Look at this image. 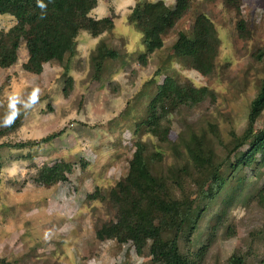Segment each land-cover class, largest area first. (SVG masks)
Wrapping results in <instances>:
<instances>
[{
  "label": "rangeland",
  "instance_id": "rangeland-1",
  "mask_svg": "<svg viewBox=\"0 0 264 264\" xmlns=\"http://www.w3.org/2000/svg\"><path fill=\"white\" fill-rule=\"evenodd\" d=\"M137 1L98 0L90 16L112 17L114 29L101 38L80 31L66 74L57 64H46L39 75L26 73L24 44L17 62L0 69V145L31 143L22 149L0 148V258L10 264H160L147 249L137 254L131 242L98 241L95 229L109 216L88 196L125 177L136 141L149 152L164 153L156 169L168 178L170 170L186 163L182 146L193 135L205 139L218 163L246 129L249 105L264 82V0H193L176 30L164 38L163 48L146 57L145 64L139 59L145 53L141 34L127 22ZM162 1L173 5L175 0ZM201 15L209 18L220 41L214 71L207 77L192 70L174 46L176 33L192 34ZM240 20L248 32L244 38L236 34ZM13 23L9 15H0V31L7 32ZM100 41L119 58L105 61L95 75L90 51ZM165 77L206 88L212 96L177 113L174 99L164 98L158 112L173 114L170 122L162 121L168 140L160 142L137 125ZM15 121L13 130H4ZM263 128L264 111L254 125L256 132ZM56 162L72 165L67 181L36 185L38 170ZM193 176L184 183L192 200ZM239 176L241 182L233 180L208 204L197 229L178 238L180 252L194 264H226L236 253L245 264H264V163L243 168ZM234 185L232 202L224 205Z\"/></svg>",
  "mask_w": 264,
  "mask_h": 264
},
{
  "label": "trees",
  "instance_id": "trees-1",
  "mask_svg": "<svg viewBox=\"0 0 264 264\" xmlns=\"http://www.w3.org/2000/svg\"><path fill=\"white\" fill-rule=\"evenodd\" d=\"M192 2L175 0L173 5H169L162 0H138L135 3L127 15V22L141 34L145 53L139 59L143 64L146 57L163 48L164 38L176 30L191 10ZM97 4L98 0H0V15H9L14 22L7 32L0 31V69L9 68L17 62L18 50L24 44L27 61L22 68L26 73L39 75L46 64H57L63 66L66 74V63L76 54V38L80 31L98 38L114 29L112 17L94 19L90 16ZM197 18L198 24L192 34L176 33L174 46L180 56L190 60L192 70L207 77L214 71L220 41L209 18L206 15ZM235 29L239 38L248 33L242 20L236 23ZM102 42L90 51L95 75H100L105 61L119 58L118 52ZM67 78L70 85L72 79ZM156 89L155 97L147 107V116L137 127L158 137L160 142L168 140V130L161 126L162 121L167 119L170 122L169 115L173 114L172 110L158 112L164 98L171 96L174 99L173 110L177 113L183 108H194L212 96L206 88H195L173 77H165ZM263 111L264 82L249 105L246 129L227 149L225 160L215 163L205 139L193 135V139L182 146L186 163L170 170L168 178L158 174L156 169L164 153L159 150L149 152L144 142L136 141L125 177L111 189L95 191L88 196V199L97 200L109 216L107 221L96 227L95 238L100 242L114 241L118 245L131 242L137 254L147 249L161 260L160 264H194L180 252L178 238L185 233L189 236L197 229L208 204L225 191L229 183L233 180L237 184L241 182L239 173L243 168L264 163V128L259 132L254 129ZM16 123L4 130H13ZM3 134L1 130L0 136ZM58 135L47 136L40 143H48ZM29 145L31 143L2 144L0 148L22 149ZM1 167L0 163V173ZM71 172L70 163L56 162L51 166H42L33 182L49 187L66 182ZM192 176L196 195L193 200L187 195L189 189L184 184ZM237 188L234 185L229 189L224 205L231 204ZM223 214L224 210L221 211ZM214 230V227L210 229L211 237ZM0 264L10 263L0 258ZM226 264H245V258L236 253Z\"/></svg>",
  "mask_w": 264,
  "mask_h": 264
},
{
  "label": "crops",
  "instance_id": "crops-1",
  "mask_svg": "<svg viewBox=\"0 0 264 264\" xmlns=\"http://www.w3.org/2000/svg\"><path fill=\"white\" fill-rule=\"evenodd\" d=\"M101 36H103V35H101ZM101 36H99L98 38H101ZM92 51V50H91Z\"/></svg>",
  "mask_w": 264,
  "mask_h": 264
}]
</instances>
